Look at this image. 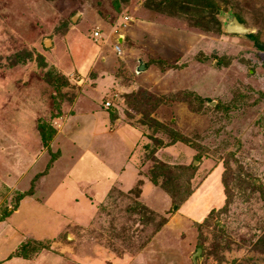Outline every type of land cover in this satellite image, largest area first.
I'll use <instances>...</instances> for the list:
<instances>
[{
	"label": "rangeland",
	"instance_id": "obj_1",
	"mask_svg": "<svg viewBox=\"0 0 264 264\" xmlns=\"http://www.w3.org/2000/svg\"><path fill=\"white\" fill-rule=\"evenodd\" d=\"M163 1L0 0V264H264V51Z\"/></svg>",
	"mask_w": 264,
	"mask_h": 264
},
{
	"label": "trees",
	"instance_id": "obj_2",
	"mask_svg": "<svg viewBox=\"0 0 264 264\" xmlns=\"http://www.w3.org/2000/svg\"><path fill=\"white\" fill-rule=\"evenodd\" d=\"M181 0H164L163 2L167 3V4H175L174 6H172L174 9V11L180 10L178 8V4L180 3ZM219 0H184V2L190 7H194L200 10V13H197V16H192V14H189L187 12H184L183 15H185L186 17L195 20L194 26L201 29V30H205L207 31L208 29H212L215 31L216 34L221 35L222 31L220 29V23L218 22V20L216 19L217 14L220 11L219 6L217 5V2ZM159 7H163V4H160ZM164 8V7H163ZM204 15V17H203ZM237 20L240 23H243L242 20L236 16ZM212 30V31H213ZM247 38L249 40H251V42L253 43V46L259 50V51H264V44L258 39V36L256 34H252L249 33L246 35ZM218 65H227L229 63V60L227 59L226 61H223L221 58H219L217 60ZM146 68V65H144ZM186 95V94H185ZM187 95L190 97L191 100L195 101L198 106L201 105V100L198 96H196L193 93H187ZM258 100H260L261 102H264V92H259L258 94ZM137 99H132V98H136ZM139 98V99H138ZM130 100H125V103H127L128 106H130L133 109L139 110L141 109L145 114V110H143V108L146 106V103L142 104L144 99V95H140L138 96L137 94H130L129 96ZM147 102H152V101H148L149 99H146ZM246 106V101L244 99H238V101H233L231 103H228L226 105H217L214 109L211 110V112L216 113L219 115V112L227 115V114H233L234 112H237L238 110H240V108ZM105 107V106H104ZM106 108V107H105ZM200 107L196 109L197 112H200ZM209 110V108L207 109ZM50 140V136L48 137V139L44 138V143L48 144ZM182 143H188V140L186 138H181L180 140ZM225 167H228L227 165H225ZM173 173V171H169L167 173V180H169V182L171 181V174ZM249 178V177H248ZM232 178L228 177L227 180H223V186H224V192H226V196L229 195H235V196H239L240 198H242L243 195V185L237 184H233L232 182ZM251 180V179H250ZM249 180V181H250ZM247 181V179H246ZM229 182H231L233 185H231V192L229 193V187L230 186ZM227 188H226V185ZM254 185V183H253ZM166 189H168L166 187ZM168 191V190H167ZM22 249H26L24 245H21Z\"/></svg>",
	"mask_w": 264,
	"mask_h": 264
},
{
	"label": "water",
	"instance_id": "obj_3",
	"mask_svg": "<svg viewBox=\"0 0 264 264\" xmlns=\"http://www.w3.org/2000/svg\"><path fill=\"white\" fill-rule=\"evenodd\" d=\"M219 21L221 25V31L228 35H247L250 33V30L246 28L242 23H240L236 16L231 12L219 13ZM76 19V16L72 18V22ZM120 42V41H119ZM44 45L47 47L50 45L49 40H45ZM145 71V66L142 62H139L138 67L136 68L137 73H143ZM211 106L214 103L210 104ZM201 250L197 249L196 253L192 256V262L196 263V258L200 259Z\"/></svg>",
	"mask_w": 264,
	"mask_h": 264
},
{
	"label": "crops",
	"instance_id": "obj_4",
	"mask_svg": "<svg viewBox=\"0 0 264 264\" xmlns=\"http://www.w3.org/2000/svg\"><path fill=\"white\" fill-rule=\"evenodd\" d=\"M120 41V40H119ZM98 117H95V119H94V122H93V124L91 125V129H92V136H94V134H95V132H97V130H98V125H97V123H98V119H97ZM89 152V150H87V149H84V150H82L81 151V154H87ZM131 152V151H130ZM94 154L95 155H97L98 154V152H95L94 151ZM81 158V157H80ZM61 182H62V180H61ZM36 257H38V255L36 256ZM35 257V258H36ZM8 258H9V256H8ZM12 258H16V257H11L10 259H12ZM16 259H19L18 257L16 258ZM65 260V259H64ZM20 261H23V262H26V263H32L33 261H34V259L33 260H30L29 258H27V259H20ZM67 263V262H66Z\"/></svg>",
	"mask_w": 264,
	"mask_h": 264
},
{
	"label": "built area",
	"instance_id": "obj_5",
	"mask_svg": "<svg viewBox=\"0 0 264 264\" xmlns=\"http://www.w3.org/2000/svg\"><path fill=\"white\" fill-rule=\"evenodd\" d=\"M99 37H100L99 32H97V31L93 32V38L97 39V38H99ZM113 50H114V52H115L117 55H120V54H121V52H120V48L118 47V45H116V46L113 48ZM104 106H105L106 108H108V107L110 106V104H109L108 102H106V103L104 104Z\"/></svg>",
	"mask_w": 264,
	"mask_h": 264
}]
</instances>
